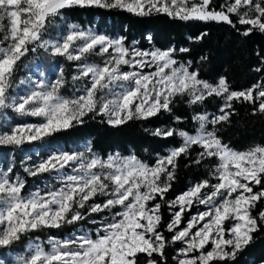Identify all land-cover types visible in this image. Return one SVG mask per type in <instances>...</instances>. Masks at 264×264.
Wrapping results in <instances>:
<instances>
[{
	"label": "snow or ice",
	"instance_id": "6c2138e0",
	"mask_svg": "<svg viewBox=\"0 0 264 264\" xmlns=\"http://www.w3.org/2000/svg\"><path fill=\"white\" fill-rule=\"evenodd\" d=\"M76 8L115 9L140 18L164 14L185 22L224 23L244 37L264 35V0H225L218 7L214 0H0V147L41 141L84 124L85 118L99 117L118 128L147 125L167 113L178 125L183 119L173 111L178 98L189 106L210 98L223 101L216 113L191 116L194 134L177 126H145L153 137L182 141L152 163L134 153L102 155L89 141L83 150H59L24 166L23 175L12 164L0 167V264H10L2 250L14 249L32 234L94 214L101 217L90 221L94 232L29 238L15 264H170V259L235 264L238 253L264 232V145L237 150L220 131L236 114L234 103L252 105V115L264 114V79L241 90H233L225 76L210 82L192 60L177 58L190 53L189 47H130L124 36L70 22ZM57 21L63 22L61 34L49 37ZM207 36L203 31L188 39L201 43ZM38 50L75 63L71 95L61 91L67 83L62 67L51 81L41 72L38 79L16 82L23 60ZM254 55L259 65L252 70L264 72V48ZM21 86L23 91L16 92ZM9 111L37 120L13 123ZM181 157L185 167L216 163L205 178L168 199ZM53 173L54 183L27 190V177ZM177 243L170 258L167 249Z\"/></svg>",
	"mask_w": 264,
	"mask_h": 264
},
{
	"label": "trees",
	"instance_id": "16d2710c",
	"mask_svg": "<svg viewBox=\"0 0 264 264\" xmlns=\"http://www.w3.org/2000/svg\"><path fill=\"white\" fill-rule=\"evenodd\" d=\"M217 7L225 0H214ZM70 22L78 23L80 26H93L104 31L108 35L124 36L128 43L134 41L140 48L146 47H189L190 53L178 54L181 62L192 60L194 67H198L201 77L215 82L220 76L227 77L233 90H241L250 87L258 80L264 79V72L257 73L252 69L259 65L254 51L264 48V35L253 33L248 37L240 35L235 29L224 24L215 22L180 21L167 15L159 14L151 17L140 18L126 11L101 10L98 8L80 9L76 8L70 12ZM235 19V17H233ZM62 23V21H57ZM53 27H55L53 25ZM238 27H242L239 26ZM55 28H52V32ZM207 31L208 36L201 43H193L188 38L195 37L199 33ZM152 40L147 39L148 36ZM39 52V50H38ZM29 54L23 60L18 74L25 73L27 64L35 57H40V52ZM201 55H207V61H200ZM26 65V66H25ZM17 77V76H16ZM223 103L221 98H210L203 105L189 106L186 100L177 99L173 109L175 116L182 119L176 124L173 116L165 113L154 119L147 125L143 122L129 123L126 126L114 128L101 123L100 118H85V123L77 125L66 131L57 133L54 136L46 137L37 146L39 152H43L49 145L67 146L80 142H91L93 151L102 155L110 152H119L122 155L136 154L149 163L154 162L158 155H163L169 148L178 146L181 143L179 137L160 138L153 137L144 130L159 126H177L191 133L196 128V123L191 116L196 112L216 113L218 106ZM236 114L221 131L220 135L225 142L237 150H245L250 146L264 145V114L252 115V105L248 103H234ZM27 153L32 154L33 144H27ZM12 158V165L17 169V155L12 154L9 148L0 147V159L7 163ZM5 157L7 159H5ZM191 159V157L189 158ZM187 161L181 157L178 161L177 180L173 189L168 193V199L186 190L192 183L206 177L210 167H214L216 161L206 160L202 165H191L185 167ZM21 175L24 173L19 172ZM38 177H27V187ZM164 218H169L168 210L162 209ZM83 222L75 225H66L62 229L44 230L25 238L19 246L27 243V239H35L39 236L41 240L52 235L57 238L64 237L72 232ZM177 248L176 244L167 249L171 258ZM13 250V249H12ZM239 259L235 264H259L264 261V232L257 233L255 242L244 252L238 253ZM170 264L173 260L170 259Z\"/></svg>",
	"mask_w": 264,
	"mask_h": 264
},
{
	"label": "rangeland",
	"instance_id": "374dc122",
	"mask_svg": "<svg viewBox=\"0 0 264 264\" xmlns=\"http://www.w3.org/2000/svg\"><path fill=\"white\" fill-rule=\"evenodd\" d=\"M55 27H51L49 29V37H56L61 34V31L63 29V22L62 23H57L54 24ZM85 29H92L93 31L99 32L101 34H106L102 30H98L97 28L93 26H81ZM52 28H55V31L52 32ZM108 35V34H107ZM113 37H120L119 35H110ZM129 46H135L139 47L136 42L132 41L129 43ZM140 48V47H139ZM153 47H146V48H141L144 50L151 49ZM40 52V53H39ZM40 57H35L31 60L29 64H27V68L25 69V73H21L20 75L17 73L16 77V82L18 83L21 78H32L33 80L40 78V73H44V77L47 78L48 80H54L58 75H59V70L62 67L64 71V76L65 79L67 80V83L65 85V88L62 89V93L65 95H71L74 85L72 84L71 77L73 74L76 72V67L74 62H69L65 60L62 57H49L47 54H45L42 50H39ZM95 60L98 61L99 58H94ZM80 82H77L76 86H79ZM24 89V86H21L20 88H17L15 91L16 92H22ZM15 94V93H14ZM7 116L10 118L11 122L15 123L17 121H27V122H36L37 118H31V117H25V118H20L16 116L14 112L9 111L7 113ZM0 123H2V120H0ZM196 129V128H195ZM195 132V130H194ZM194 132H192L194 134ZM41 141H35L27 144H33L31 152L32 154L27 153L26 147H28L27 144L23 145L20 148H13V147H6L9 148V151L12 154H16L18 159H17V171L23 173V167L27 165H31L34 162H39L40 159L46 158L48 155L53 154L56 151L59 150H65V151H71V150H83L84 146L88 142H80L76 144H70L67 146H60V145H49L45 147L43 152H39L37 149V146L39 145ZM182 142V141H181ZM168 150L164 153L166 154ZM110 153H116V152H110ZM109 154V153H107ZM163 154V155H164ZM122 155V154H121ZM12 158H14V155L11 156V158L8 159L7 163H3L2 160L0 159V167H4L7 164H13L12 163ZM157 158V157H156ZM155 161V160H154ZM55 174H42L41 176H38V178L35 179V181L31 182V185H28L27 190H35L37 187L43 188L45 184L48 183H54L52 177ZM190 186V185H189ZM168 214L170 216V213L168 211ZM95 218L96 220H100V216H90L88 220L84 221L80 226L75 227L72 232L62 238H67L71 236L73 233L79 234L82 230H87L89 232H94L96 225L92 224L90 221ZM47 238L43 239L46 240ZM27 243H25L22 246H19L18 249H11V250H2L3 253L7 256V258L10 261V264H15V258L19 254H23L25 249H26ZM177 248L180 247L179 243L176 244ZM175 254V251H174ZM174 264V261H173ZM261 264V263H259Z\"/></svg>",
	"mask_w": 264,
	"mask_h": 264
}]
</instances>
